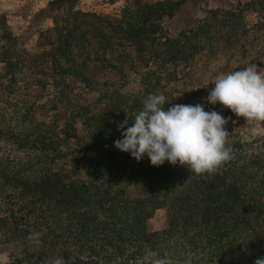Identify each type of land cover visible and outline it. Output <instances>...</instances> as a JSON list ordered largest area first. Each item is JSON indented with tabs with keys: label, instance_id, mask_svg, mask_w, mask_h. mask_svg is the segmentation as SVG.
Masks as SVG:
<instances>
[{
	"label": "rangeland",
	"instance_id": "obj_1",
	"mask_svg": "<svg viewBox=\"0 0 264 264\" xmlns=\"http://www.w3.org/2000/svg\"><path fill=\"white\" fill-rule=\"evenodd\" d=\"M155 2L164 3L161 11H155ZM125 14L134 30L146 33L151 51L149 44L139 47L141 35L133 39L124 32ZM207 23L209 31L215 30L210 43L195 32ZM1 28L11 39L0 34V76L14 72L18 89L9 85L10 75L0 89H13L11 96L30 108L32 123L61 138L57 150L66 156L56 160L55 168L77 164L83 176L89 152L78 157L72 152L103 130L114 140L121 138L117 122L127 118L125 127L131 126L149 93H163L173 102H203L205 111L230 117L231 148L237 141L264 138V122L246 121L204 99L218 76L250 63L264 68V0H0ZM166 44H172L175 61L162 52ZM185 52L191 56L184 58ZM6 96L0 98V116L7 113ZM259 145L248 143V151ZM25 156L0 138L1 160ZM128 193L142 195L136 185ZM0 198V264H36L27 256L43 241L39 205L8 188ZM146 225L149 231L165 229L164 207L151 210ZM27 227L31 231L25 233ZM99 264H142V259L101 258Z\"/></svg>",
	"mask_w": 264,
	"mask_h": 264
},
{
	"label": "trees",
	"instance_id": "obj_2",
	"mask_svg": "<svg viewBox=\"0 0 264 264\" xmlns=\"http://www.w3.org/2000/svg\"><path fill=\"white\" fill-rule=\"evenodd\" d=\"M163 4L155 2V11H161ZM120 22L133 39L141 35L139 47L146 43L151 51L146 33L133 29L130 16L123 15ZM208 24L195 30L204 43L212 42L215 35ZM0 34L7 42L11 39L7 28H1ZM171 47L166 44L162 52L175 61ZM190 56L185 52L184 58ZM7 77L9 85L18 89L14 72L0 76V84ZM8 87L0 89V98L7 94L0 138L29 156L0 159V196L8 188L28 198L26 203L39 205L43 241L34 255L27 256H33L36 264H53L61 257L64 264H99L101 258L136 261L149 250L171 258L169 264H254L264 257V138L234 142L229 161L213 174L196 175L168 161L153 166L147 156L137 162L130 153L118 150L113 136L103 130L71 154L89 152L81 176L77 164L55 168L56 160L66 156L57 150L61 138L32 123L30 108L11 96L13 89ZM169 101L165 109L171 104L187 105ZM229 137L230 132L228 144ZM248 143L260 145L249 152ZM134 185L141 196L128 193ZM158 207L166 210L167 227L149 231L146 220ZM28 227L25 233L31 231ZM48 259L52 261L47 263Z\"/></svg>",
	"mask_w": 264,
	"mask_h": 264
},
{
	"label": "clouds",
	"instance_id": "obj_3",
	"mask_svg": "<svg viewBox=\"0 0 264 264\" xmlns=\"http://www.w3.org/2000/svg\"><path fill=\"white\" fill-rule=\"evenodd\" d=\"M214 85L204 99L208 104H221L246 121L264 122V68L256 63L240 70L227 72L215 78ZM207 85V84H206ZM163 93L148 94L142 109L129 122H117L121 138L114 146L141 161L145 155L151 165L161 166L168 161L173 166H186L196 175L213 174L232 158L228 144L225 118L218 111H205L202 104H169ZM53 264H64L57 258ZM142 264H169L167 257H160L155 250L146 251ZM254 264H264V257Z\"/></svg>",
	"mask_w": 264,
	"mask_h": 264
}]
</instances>
